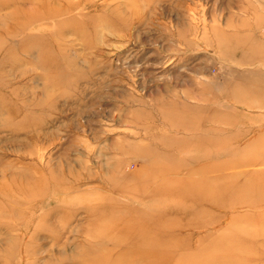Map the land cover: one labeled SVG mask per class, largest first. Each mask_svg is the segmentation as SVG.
Masks as SVG:
<instances>
[{
  "label": "rangeland",
  "instance_id": "obj_1",
  "mask_svg": "<svg viewBox=\"0 0 264 264\" xmlns=\"http://www.w3.org/2000/svg\"><path fill=\"white\" fill-rule=\"evenodd\" d=\"M0 264H264V0H0Z\"/></svg>",
  "mask_w": 264,
  "mask_h": 264
},
{
  "label": "bare ground",
  "instance_id": "obj_2",
  "mask_svg": "<svg viewBox=\"0 0 264 264\" xmlns=\"http://www.w3.org/2000/svg\"><path fill=\"white\" fill-rule=\"evenodd\" d=\"M160 253V252H159ZM159 253H157V254H155V255H152L151 253H148V254H143V256H140V257H143L144 259L145 258H147L149 261L151 260V261H153L152 259H154V260H160L161 258H164V253H162V255L161 256H159V257H156ZM137 259V258H136ZM139 261V260H138ZM134 262H136V261H134Z\"/></svg>",
  "mask_w": 264,
  "mask_h": 264
}]
</instances>
